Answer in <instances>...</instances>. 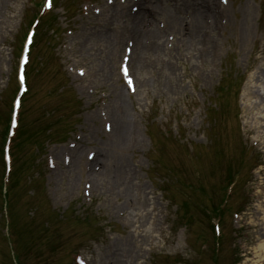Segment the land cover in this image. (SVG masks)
I'll return each mask as SVG.
<instances>
[{"label": "rangeland", "instance_id": "374dc122", "mask_svg": "<svg viewBox=\"0 0 264 264\" xmlns=\"http://www.w3.org/2000/svg\"><path fill=\"white\" fill-rule=\"evenodd\" d=\"M81 2L56 0L52 11L56 24L49 19V28L39 26L27 69L29 92L22 101L20 120L38 149H30L31 141L21 145L9 192L14 219L10 229L18 237L20 253L21 249L24 252L18 255L20 263L72 264V254L80 253L90 264H233L237 259V264H264L260 249L264 246V186L252 172L257 167L260 176L264 175V92L255 95L258 80L264 79V0H232L230 7L214 0L215 24L212 13L201 18L206 47L213 50L202 62L194 51L184 50L185 45L201 49L200 44L177 41V31L167 27L165 20L174 9L159 0L156 19L165 31L161 41L166 45L167 38L173 37L171 62L177 75L169 78L168 67L164 70L155 63L148 70L149 86H142L139 81L145 74L129 62L136 91L129 97L133 106L127 113L135 123V136L127 143L129 150L119 155L137 176L133 184L145 187V197L150 200L138 210L142 198L136 199V191L117 203L116 197L103 195L92 186L93 200L87 203L82 198L85 178L73 187L67 176L53 180L68 143L77 142L83 163L87 151L97 153L107 140L98 113L104 99L108 105L111 89L98 75L97 80L92 77L97 74V63L91 56L104 51L102 42L95 41V29L97 25L104 29L101 21L106 13L100 18H84L79 13ZM26 5L27 0H0V149L17 87V54L29 23ZM183 7L185 21L190 23L189 7L201 6L199 0H184ZM220 10L224 12L221 16ZM123 19H117V28H122ZM85 27H93L92 36L83 33ZM126 39L118 41L109 64L116 89L124 96L127 91L116 67ZM83 42L87 46L82 54L79 46ZM78 69H83L84 76L77 74ZM96 111L95 122H89L88 115ZM92 126L98 129L97 138L92 136ZM76 133L80 141L75 140ZM252 138L259 139L257 147L251 145ZM54 149H60L57 156ZM49 153L57 164L54 171L46 167ZM107 163H113L109 154ZM81 170L84 172L83 164ZM1 173L0 158V177ZM234 175L237 185L228 205L245 215L246 224L235 231L236 223L225 212L219 224L222 238L217 239L202 207H215ZM256 185L262 195L252 213L254 200L248 195ZM2 215L0 208V264H11ZM134 226H140V233L127 234ZM125 237L130 242L119 255L118 242Z\"/></svg>", "mask_w": 264, "mask_h": 264}, {"label": "bare ground", "instance_id": "6f19581e", "mask_svg": "<svg viewBox=\"0 0 264 264\" xmlns=\"http://www.w3.org/2000/svg\"><path fill=\"white\" fill-rule=\"evenodd\" d=\"M149 1L157 4V1L155 0ZM163 3L167 7H173L174 9L172 14L168 16L167 24L169 29L171 27L172 30L177 31L176 33L179 37L177 41H184L187 39L191 42L194 41V43L197 45L200 44L201 46V49H199L200 47L190 49V47L187 45H183L184 50H187V52L194 51L193 54L197 56V59L198 61L200 60V62L209 57L213 50H211L210 47H206L208 46V42H206V38L203 37L202 33L204 25L203 27L200 25L203 23L201 18L204 16V14H206L205 11L201 7L197 9L189 7L191 13L194 14V24L187 27L186 23H184V20H181V18H183V12L186 11L183 7L184 0H163ZM118 12L119 11L116 8H113L112 15L109 16V18L111 20L115 19ZM150 18H153V14H150V12L146 10L145 5H140V10L137 12V16L134 18L133 25L131 26L130 31L126 33L130 36V38H132L133 42L131 64L138 71H141L145 74L144 77H141L139 81L142 83V86H149L150 80L147 78L148 70L154 68L156 66L154 65L155 63L158 64L161 69L164 68V70L168 67L167 73L169 78L173 79L175 75H177L171 62V58H173V52L171 49L165 47L164 42L162 43L161 41L163 30L157 29L156 27L153 28L152 26H154V23L150 20ZM145 20L151 21L149 27L144 24ZM92 30L93 28H87L84 30V34H91L90 36H92ZM95 33L97 34L95 41L99 40L102 42L105 48L100 54H91V56H94V62L97 63V65L95 64L97 66V74H93V76L96 78V75H98V80L107 83L111 89L110 101L108 103L107 111L112 123V139L100 144L101 146L98 149V152L95 154L93 162L97 163L99 160L101 161L100 165L102 170L100 172L95 173L93 170L88 173L82 172L81 166L83 163L81 158L77 156L76 151V155L73 158L75 162L73 165L72 163L69 165H72V169L69 170L70 175L72 174V176H70L71 178H69V183L70 186L73 187L75 183L85 176L92 183V185L101 192V194H114L118 200L122 197H128L131 192L136 191V199L139 196L142 198V200L138 203V210L140 207H143L144 204L149 205L150 200L145 197V187L140 188L138 185L133 184L135 179H137V176L131 169V166L126 162V159L120 157L119 155V153H122L124 150H129L130 146L127 143L132 141L135 136V123L130 118L129 113H127L129 108L133 106V102L130 101V98L127 95L122 96L119 94V91L116 89L117 87L116 80H114V73H112L113 69L111 71L109 67L112 57L118 48L117 43L119 39H121L125 34H117L105 27L103 29V27L100 25L95 29ZM86 46V42H83L81 46H79L82 54L86 50ZM76 49H78V46ZM180 53H177L178 58L181 57ZM115 105L124 107V112L121 114L116 112L114 109ZM95 120L96 114L93 112V114L88 117V121L95 122ZM91 131H93L92 136L97 138L98 129L92 126ZM107 143H110V145ZM108 154L110 155V159L113 161L111 165L107 163ZM63 172L65 171L58 172L61 174H57L56 178L61 177ZM106 196H104V200L108 199ZM125 208L126 206H124V209ZM144 212L145 215L149 213L147 210ZM134 216L137 218L142 217L139 212L138 214L134 213ZM139 229L140 226H134V231L127 232V234H132L133 232L140 233ZM129 242L130 240L128 237L119 240L118 249H116V252L121 255L126 250ZM260 249L264 253V246L261 245Z\"/></svg>", "mask_w": 264, "mask_h": 264}, {"label": "snow or ice", "instance_id": "6c2138e0", "mask_svg": "<svg viewBox=\"0 0 264 264\" xmlns=\"http://www.w3.org/2000/svg\"><path fill=\"white\" fill-rule=\"evenodd\" d=\"M129 82H131V81H129Z\"/></svg>", "mask_w": 264, "mask_h": 264}]
</instances>
